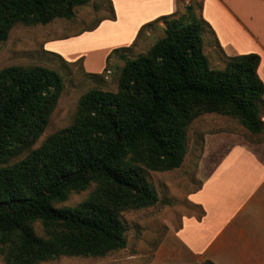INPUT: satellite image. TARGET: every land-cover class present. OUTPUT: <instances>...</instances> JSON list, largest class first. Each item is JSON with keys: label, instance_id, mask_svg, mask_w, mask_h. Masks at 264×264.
Masks as SVG:
<instances>
[{"label": "trees", "instance_id": "trees-1", "mask_svg": "<svg viewBox=\"0 0 264 264\" xmlns=\"http://www.w3.org/2000/svg\"><path fill=\"white\" fill-rule=\"evenodd\" d=\"M88 1L0 0V43L18 23L71 19ZM189 10L188 18L173 13L153 21L164 20L165 35L146 53L132 59L121 54L118 90H88L73 123L36 148L63 77L42 65L0 70V252L7 264L103 257L126 248L122 213L158 201L148 170L181 167L188 128L200 116L236 118L251 133L264 132L259 56H225L223 67H212L204 51L210 26L189 22L195 19ZM92 183L95 188L78 205L56 206ZM36 222L45 236L35 231Z\"/></svg>", "mask_w": 264, "mask_h": 264}, {"label": "rangeland", "instance_id": "rangeland-1", "mask_svg": "<svg viewBox=\"0 0 264 264\" xmlns=\"http://www.w3.org/2000/svg\"><path fill=\"white\" fill-rule=\"evenodd\" d=\"M159 1L89 0L75 8L71 19L56 18L46 25L18 23L11 29L8 39L0 43V70L13 65H42L57 70L64 80L62 94L35 148L49 135L73 123L80 99L88 90H118L125 64L120 57L122 53L132 59L146 53L165 35L164 20L151 21L139 35L140 29L150 22L147 12L155 11ZM232 4L236 7L235 2ZM177 5L173 18H188L191 7L195 19L189 22H203L200 1L177 0ZM204 37V51L211 66L223 67L228 55L208 26ZM130 46L131 49L116 52ZM263 138L264 132L253 134L236 118L214 113L200 116L188 128V151L181 167L170 171L148 170L158 201L150 207L122 213L128 224L126 248L103 257L63 255L38 264H151L167 232L177 226L182 214H191L187 194L200 186L224 152L233 144L256 145ZM95 186L92 183L86 190L71 192L67 200L56 206L78 205ZM34 227L39 235H46L40 222ZM0 264H7L1 252Z\"/></svg>", "mask_w": 264, "mask_h": 264}, {"label": "crops", "instance_id": "crops-1", "mask_svg": "<svg viewBox=\"0 0 264 264\" xmlns=\"http://www.w3.org/2000/svg\"><path fill=\"white\" fill-rule=\"evenodd\" d=\"M198 1L228 56H259L264 83V0ZM158 4L150 22L178 8L177 0ZM186 198L191 214L167 232L151 264H264V138L230 146Z\"/></svg>", "mask_w": 264, "mask_h": 264}, {"label": "bare ground", "instance_id": "bare-ground-1", "mask_svg": "<svg viewBox=\"0 0 264 264\" xmlns=\"http://www.w3.org/2000/svg\"><path fill=\"white\" fill-rule=\"evenodd\" d=\"M70 53V52H69ZM71 54H73V53H71Z\"/></svg>", "mask_w": 264, "mask_h": 264}]
</instances>
